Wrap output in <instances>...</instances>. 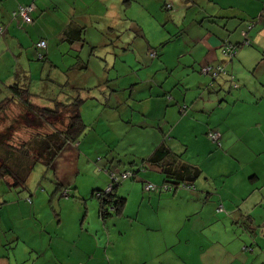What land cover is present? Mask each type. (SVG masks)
<instances>
[{
  "label": "rangeland",
  "instance_id": "rangeland-1",
  "mask_svg": "<svg viewBox=\"0 0 264 264\" xmlns=\"http://www.w3.org/2000/svg\"><path fill=\"white\" fill-rule=\"evenodd\" d=\"M43 1L39 0L38 4ZM60 1L59 7L43 16L41 9L34 11L32 23L26 22L21 14L17 19L14 17L18 7L8 14L0 13L1 81L11 85L12 73L24 69L31 75V89L41 104L51 106V100H67L77 92L88 98L82 107L86 130L80 138L81 144L70 145L51 170L38 164L25 188H13L10 180L0 179V257L9 259L10 263L17 260L31 264L41 260L42 264H59V261L62 264L76 259L74 246L87 247L88 258L85 256L87 263L84 264H264V150H252L264 145V123L249 129L245 136L251 147H246L244 153L237 152L242 149L240 141L246 126L256 122L257 112L264 116V84L247 88L240 82L242 89L233 91L228 82L222 90L220 87L216 92L206 90L213 79L200 73L205 54L201 44L205 45L195 41L201 27L205 28L209 22L196 14L203 11L200 6L190 7L186 0H129V8L122 0L121 7L125 10H121L115 26L92 17L97 8L95 0ZM34 4L37 6V0ZM165 4L171 9H166ZM182 4L188 7L182 10ZM201 4L206 7L210 3L203 0ZM80 17L86 21L79 24ZM59 22L83 27V42L71 45L69 41H60L62 24ZM261 27L262 22L252 28L250 46L238 48V54L244 52L241 55L245 60L264 51V36L258 35ZM236 33L234 41L239 36ZM41 38L48 45L37 51L34 44ZM155 48L161 53L159 58L152 56ZM39 53L46 60H39ZM238 59L239 56L235 61ZM50 62L56 66L51 71ZM235 64L238 66L237 61ZM257 65H248L251 67L249 78L255 84L264 78L261 68L256 72ZM49 73L56 83L68 86L46 83L44 79ZM166 79L170 83L180 80L183 84H178L182 86L186 83L189 86L191 82L193 87L185 104L180 99L181 104L170 106L177 110L178 117H185L193 109L192 92L200 93L203 103H207L206 112L200 110L205 121L194 124V133L186 138L188 151L177 150L180 143L175 149L182 152L190 165H204L205 172L195 182L198 192L201 182L207 179L204 174L207 171L215 180L224 181L218 191L222 195L234 193L223 199L233 208H239L235 212L228 207L221 210L224 214L218 211L219 205H223L222 198L217 199V206L214 202H205V198H201L204 202H195V197L184 188L177 195L171 191L156 199V192L147 191L144 186V181L158 184L155 171L144 170L135 179L129 175L122 178L134 157L144 159L157 144L152 129L142 128L143 119L139 115L148 111L150 85ZM222 79L217 82L222 83ZM198 81L202 88H198ZM242 90L251 98L237 95ZM7 93L5 90L0 100ZM220 94L234 100L221 103ZM202 99H199L201 105ZM255 99L261 100L257 106ZM188 104V111L180 114L179 107ZM235 104L238 105L233 110ZM131 109L139 114L131 118ZM234 111H241L242 119ZM190 113L193 114L189 118L199 116L194 110ZM168 114L167 119L172 121L173 112ZM163 117L167 136L169 124ZM49 119L42 121L19 105L10 106L0 116V138H11L10 143L16 145L28 141L33 134L50 133L52 122L59 130L69 123L67 114L60 120ZM208 125H215L217 129L231 125L235 135L227 133L224 137L222 130H213L220 134V139L209 138L214 146L209 142L207 147L202 140L208 137L205 134ZM186 128L188 124L178 125L179 137L186 134ZM235 147L236 156H232L234 153L230 150ZM109 167L117 171V195L126 201L121 217L114 214L104 222L99 214V201L91 195L94 190L107 189L112 180ZM255 174L259 178L258 189L262 190L247 199L245 195L250 194L247 189L251 188L249 184L255 180ZM150 175L154 180L145 178ZM59 183L63 186H58ZM66 191L68 197L64 195ZM29 198H32L31 204Z\"/></svg>",
  "mask_w": 264,
  "mask_h": 264
},
{
  "label": "trees",
  "instance_id": "trees-1",
  "mask_svg": "<svg viewBox=\"0 0 264 264\" xmlns=\"http://www.w3.org/2000/svg\"><path fill=\"white\" fill-rule=\"evenodd\" d=\"M34 2L35 0L30 4L20 5L18 7L19 11L14 13V17H16V19L18 18V16L20 15L21 7L24 6L33 5L35 8L32 13L36 11L37 7ZM125 3L129 8L131 2H129V0H124V4ZM165 8L171 9V6L169 4H165ZM262 16V19H258L257 21L255 19L250 20L251 24L255 26L260 22H262L263 24L264 12ZM82 30L83 27H78V25L71 23L67 25L58 35L59 40L62 42L69 41L71 45H73L75 42H83ZM42 41H45L46 47L38 46V44ZM34 45L37 51H40L41 49H46L48 44L45 39H41ZM225 45L226 44H223L222 46V54L226 56V59L228 60H225L224 58L222 63L214 65H201L200 73L203 75L211 76L213 79L212 83L208 87H206V90H208L209 92L210 90H212V87L216 88L215 86L220 87V90H222L221 86L227 84L228 82L231 90H239L242 88V85L237 81L236 76L232 73V71H229V69H227L226 63H232L237 57L238 48L243 46H250L251 41H249V43H246V39H244V41L239 44H233L235 48L234 50H232V53L234 52L233 55H231L232 53L230 55L224 54L223 47ZM153 53V58H159L161 56L158 48H155ZM38 59L41 61L46 60L45 56L41 53H39ZM79 61H82V59L79 58ZM163 63L165 64V59ZM50 64L51 65H49V70L51 71L56 66L51 62ZM78 65L79 63H77V66ZM206 66L212 67V71L208 74L204 73L203 70ZM219 67H221L222 70L215 75L214 73ZM221 77L223 78L222 85L217 82V80H219ZM44 80L46 83L52 82L58 87L68 86V84L64 85L56 83V81L52 79L50 73L45 77ZM11 81L12 84L10 83L11 85H8L9 83L0 80V97L5 92V90L6 92L8 91L7 97L0 100V116L1 114L7 112L10 106L19 105L27 113L36 116L42 121L47 122L49 118L60 120L64 116V114H67L69 119V123L65 126L64 129H56L52 122L50 124V126L52 127L50 133H36L35 135L33 134L31 139H29L28 141L17 142L16 145L10 143L11 138L7 140H2L0 138V179L10 180V185L13 188H25L31 174L38 164H43L48 170H51V168L55 167V162L57 161V159L68 149L70 145L81 144L80 138L83 136L86 130V124L82 116V107L84 106L88 98H85L82 94H80V92H77L73 97L69 96L67 100L62 101V99L57 98L51 100V102L53 103L51 106L50 104L44 105L39 102V96L32 91L31 75L26 70L16 69L13 73ZM178 83L183 84V82H180V80H175L173 83H170V80L166 79V81L158 82V84L154 83L150 86L148 97L149 108L147 112L142 111V113L139 115L143 119L140 124L142 125L143 129H146L145 131H148L149 128H151L153 131L152 133L155 135L158 141L157 144L152 148L150 153L147 155V157H144V159H141V157H134V160L132 162H129L130 168L122 173L123 179L125 176H128V174L130 178L135 179V177H137V174L144 170L155 171L156 173L163 175L164 183L162 184H154L152 182L144 181L145 187H147V185L149 184L154 185L155 190L153 191L155 192H173L181 190V188L189 190V187L195 186V182L202 174V170L200 169V167L191 166L190 164L182 165L180 162V159H184L182 153L179 154L176 152H172L170 145L167 143V139L164 140L166 138V134H163L162 131V117L164 116L163 118H165L164 110L166 111L172 105L181 104L180 99L181 101L183 100V103L185 104L188 94L193 90V87H191V85L187 86V83L184 84V86ZM235 85H237L238 87L234 88L233 86ZM177 94L179 95L178 97ZM192 96H194V92H192ZM130 98H133V93L130 95ZM150 104L152 107L150 106ZM189 105L190 104H188V106L182 105V113L188 111ZM155 111L160 113L156 114ZM138 114H136L135 111L131 109V118ZM155 115L156 118H154ZM158 116L160 118H158ZM148 120H151L153 124L149 123ZM162 135L163 140L161 138ZM109 168L110 169H108V173H110V175L112 176V180L109 183L107 189L104 191L100 189L94 190L91 195L92 198H96L99 201V214L104 222L108 218L113 217L114 214H116L118 217H121L124 214L126 201V199L119 198V196L117 195L116 185L117 183H119V179L116 175L117 171L111 169L112 167ZM58 186L62 187L63 185L59 183ZM64 195L66 197L69 196L67 191L66 193H64ZM28 201L30 204L33 202L32 198H29ZM1 205L2 204H0V206ZM62 262L64 263V261ZM6 263L11 264L9 262V259L8 261H6Z\"/></svg>",
  "mask_w": 264,
  "mask_h": 264
},
{
  "label": "crops",
  "instance_id": "crops-1",
  "mask_svg": "<svg viewBox=\"0 0 264 264\" xmlns=\"http://www.w3.org/2000/svg\"><path fill=\"white\" fill-rule=\"evenodd\" d=\"M33 1L34 0H0V13L1 14L11 13L12 10H15L20 5H26V4H29ZM38 1L39 0H37L36 11L38 12V10L41 9L42 16L44 15L45 12L49 11L50 9L59 7V5L61 3L60 0H45V1L40 2L38 4ZM121 1L122 0H119V1L116 0V4H115V0H113V1L112 0H95V5H97V8H96V10H93V11H96V13L93 12L92 17H95L96 20H101L102 22L105 21L107 23H110L111 26H115V24L118 23L117 19L120 20V17H121V10H122ZM201 1H203V0H186L187 5L190 7L192 5L200 6L203 11L197 12L196 14L197 15H203V17H205L207 19L206 22H209V25L205 26V28L201 27L202 31L199 33V35L197 37V41H195V43H197V44L203 43L206 46L205 47L201 44V46L205 49V54H204L203 60L201 61V65H206V64L214 65V64L222 63L224 60V57L222 56V46H223V45H221L222 42H223V44H226V43L239 44V43L243 42L245 39V37L243 36V32L247 33V37L250 39V41L252 40L250 38V33L253 31L255 25H254L253 29L249 30V25L251 24L250 20L255 19L257 21L258 19H262V17H263L262 14L264 12V0H206L207 2L210 3L209 5H205L206 7H204V5L201 4ZM187 5L182 4V7H181L182 10L184 8H187L188 7ZM124 10H125V8H124ZM124 10H122V11H124ZM74 16H76V15H74ZM166 17H168V15H166ZM171 18H173V17H171ZM222 19H224L225 22L221 21ZM77 21L80 24L81 22H85L86 20H85V18L80 17V19ZM223 22H224V24L222 25ZM60 24H62V22H59V25ZM202 24H204V21ZM37 25H39V24H37ZM67 25H68L67 23L62 24V31ZM219 25H221V27ZM222 26H223L224 31L222 30ZM237 31L239 32V36L234 41V38L237 35V33H236ZM259 31H258V35L264 36V23L262 24V27H261V29H259ZM41 39H45V38H41ZM242 53H244V52H242ZM242 53H239V54L237 53L238 54L237 57L239 56V59L236 60L238 66L235 64L236 61L234 60L232 63H229V62L226 63L227 69L232 70V73L236 76L237 81L242 82L244 85L247 86V88H252L254 86H257L258 84L263 85L264 84V78H262L261 79L262 81L257 82L256 84L249 78V77H251V74L249 72V69L251 67H249L248 65L251 63L258 64L256 72L259 68H261V71H262L261 73L264 77V51L263 52H257V54L251 56L247 60H245L243 58V56L241 55ZM8 55L9 54L7 53L6 56H8ZM247 63H249V64H247ZM235 72H236V74H235ZM12 76H13V73H12ZM220 84L222 85V83H220ZM190 85L192 86L191 82H190ZM198 85H199L198 88L203 87V85L200 82L198 83ZM224 86H226V84L221 86L222 89ZM215 87L216 88L212 87V90H210V92H216V90H218L219 87H217V86H215ZM227 87H228V85H227ZM241 89H239V90H241ZM230 93H231V91L228 92V94H230ZM237 95H244L247 98H251L250 95L245 93V90L238 92ZM178 96L179 95L177 94V97ZM195 97H197V98L193 102ZM218 97H221V100H220L221 103L224 101H228V100L230 102H232V100H234V97H231V96L224 97L223 94H220ZM257 98H260V97H257ZM199 99H202L201 94L200 93H198V94L194 93V97L191 99L192 100L191 104H192L193 109L189 110L185 117H178L177 116L178 115L177 110L171 109L170 107L166 111L164 110V114H165L166 119H167V116L169 115L168 114L169 111H172L173 115H174L172 117V121L170 119L169 120L167 119V123L169 124V126L167 128L169 129V131L167 132L168 134H167L166 138L164 139V140L167 139V143L170 145L172 152L178 153L177 150H179V151H182L183 153H185L186 150L188 151L189 143L186 142V138L188 137V134L194 133V124L201 123V122L205 121V119L201 116L200 110H202L203 112H206L205 108L207 106V103L206 102L203 103V99H202L203 105H201V102L199 101ZM257 100L258 99H255L253 101L256 102ZM260 101L261 100H258L256 102V106L258 105V103ZM242 104H244V103H242ZM237 105L238 104H235L232 109L235 110V107H237ZM201 106H202V108H201ZM220 109H222V107ZM193 110H194V113H198L199 116H193L192 118L191 117L189 118L188 115L193 114V113H190V111H193ZM179 113L184 115L181 112L180 107H179ZM234 113H235V115L237 114L242 119L243 115H241V111H238V112L234 111ZM235 115H234V118L236 117ZM158 118H160V117L158 116ZM256 118H257V120L255 123H253L252 125L249 124L248 126H246L247 127L245 130L246 132L244 133V135L242 136V139L240 141L242 149L239 148V150L237 152L244 153L246 147L248 149L251 147V145L248 144L247 137L245 136L246 133L249 131V129L252 126H254V125L260 126V125H263V123H264V116H263L262 112H257ZM182 123H184L186 125L188 124V128H186V134L184 136H182V138H181L178 136V133H176V132H177L178 125H181ZM225 123H227V121ZM208 126H210V127H209L208 131H206V133H205V134H207V136H208V132H211L213 130L218 131V132H220V130H222L224 137L227 136V133L235 135V130H234L233 126H231V125H228L226 128H222L220 126L221 129L215 128L214 127L215 125H208ZM164 129L165 128L162 126L163 134H165ZM223 135H221V137H223ZM161 138L163 140V135ZM195 138L197 141H201L200 137L195 136ZM207 139L204 138L202 140V142L205 145H207V147H209V142H210L209 136L207 137ZM242 140L244 143L242 142ZM178 143H180V149H177V147H176L178 145ZM222 146L224 147L223 144H222ZM215 147H216V145H215ZM223 147H221L220 149H222ZM189 148H190V146H189ZM257 148L258 149L253 148L252 150L253 151H255V150L263 151L264 145H260ZM236 150H237V147L230 150L231 152L234 153V154H232V156H236V153H235ZM258 151H256V152H258ZM182 152H180L179 154H181ZM180 162L182 165L189 164L184 159H180ZM191 166L200 167V169L202 170V174H203V172H205L204 171V168H205L204 165L193 164ZM148 172H150V171H148ZM204 174L207 176V179H205V181L203 180L201 182L202 187L200 186V192H198L196 185H195V187H196L195 191L186 190V191H189L191 193V195H193L195 197L194 201L195 202H200V201L204 202V200H201V198H205V202H208V201L210 203L214 202V206H217V199L222 198L221 202L223 203V205H219L218 211L221 212V210H223V209L225 210V208H227V207L230 209L231 212H235L236 210H238L239 208H233L231 204L228 205L225 202L227 199H223L225 197L233 196L234 195L233 192L230 193L229 195H225V194L222 195L218 191L220 188H223V187H220V184H224V181L215 180V178H213V176L210 175L209 171H207ZM257 177H258V175L255 174V176H254L255 180H253V182H251V184H249L251 188L247 189V191L250 190V194L245 195V197L247 199H249L252 195L254 196V194L257 195L259 193V191L262 190V189H260V190L258 189L257 182L259 181V178H257ZM145 178H147V179L149 178L151 180H154V177L152 175L145 176ZM155 178H157V180H155V182H157L158 184L164 183V176L163 175L158 173V177H155ZM221 182H223V183H221ZM173 192H174L173 193L174 195H177L180 193V190L173 191ZM155 194H157L156 199H159L160 197H163V196L169 194V192H159L158 191ZM188 198L190 199L191 196H188ZM221 213L224 214L223 212H221ZM139 214H140V212H138L137 217ZM89 232H90V230H89ZM86 248H80V247L76 248V247L72 246L73 251H75L76 259H70L69 262H64V263L62 262V264H84L88 258V253H87L88 250H86V252H85ZM73 254H74V252H73ZM39 256H43V254L42 255L39 254ZM85 256H86V260H85ZM44 257H46V256H44ZM44 263H46V262L44 261ZM58 263L61 264L60 261ZM86 263H87V261H86ZM0 264H7L6 260L3 259V257L2 258L0 257ZM11 264H23V263L16 260ZM31 264H42V263L40 260V261H33Z\"/></svg>",
  "mask_w": 264,
  "mask_h": 264
},
{
  "label": "built area",
  "instance_id": "built-area-1",
  "mask_svg": "<svg viewBox=\"0 0 264 264\" xmlns=\"http://www.w3.org/2000/svg\"><path fill=\"white\" fill-rule=\"evenodd\" d=\"M34 8L35 7L33 5L21 7L20 14L24 18V20L26 22H28V23H31L32 22L31 13L34 10ZM253 26L254 25L250 24L249 25V30H251L253 28ZM243 36L246 39V43H249L250 40L248 39L246 32H243ZM38 46L39 47H46L45 41H42L41 43H39ZM223 48H224L223 50H224V54L225 55H230L232 53V50L235 49L234 48V45L231 44V43H226V45ZM233 54H234V52L231 55H233ZM203 70H204V73L208 74V73H210L212 71V67L206 66ZM221 70H222L221 67L217 68V70L215 71L214 74L216 75ZM233 87L234 88H237L238 86L235 85ZM208 136H209V138H213L216 141L220 139V134L218 132L216 134L213 131H211V132L208 133ZM146 189L148 191H153V190H155V186L152 185V184H149V185H147ZM168 190H169V188H168ZM168 190H166V191H168Z\"/></svg>",
  "mask_w": 264,
  "mask_h": 264
}]
</instances>
